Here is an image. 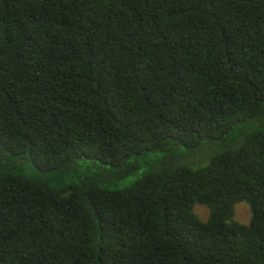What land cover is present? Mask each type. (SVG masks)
<instances>
[{"label": "trees", "instance_id": "16d2710c", "mask_svg": "<svg viewBox=\"0 0 264 264\" xmlns=\"http://www.w3.org/2000/svg\"><path fill=\"white\" fill-rule=\"evenodd\" d=\"M0 264H264V0H0Z\"/></svg>", "mask_w": 264, "mask_h": 264}, {"label": "rangeland", "instance_id": "374dc122", "mask_svg": "<svg viewBox=\"0 0 264 264\" xmlns=\"http://www.w3.org/2000/svg\"><path fill=\"white\" fill-rule=\"evenodd\" d=\"M217 147H212L210 148V150H212L211 152H207V154H214L216 151H223L227 148H229L228 143L226 145H222L218 144L216 145ZM162 157V154L157 153V154H149L148 156H146L143 161H155L159 158ZM149 168H151V166H149L147 163H144L143 169L142 171H146ZM30 173L32 172L31 170H28ZM137 178V176L131 177L129 179H127L124 184H129L131 182H133L135 179ZM194 212L195 214L203 221H207L209 218V210L207 207L200 205V204H196L194 206ZM251 209L249 207L248 204L246 203H239L235 206V219L237 221H239L242 224H248L251 221Z\"/></svg>", "mask_w": 264, "mask_h": 264}]
</instances>
